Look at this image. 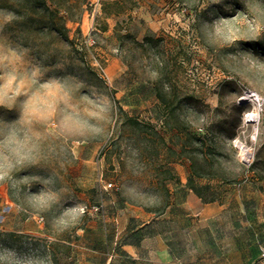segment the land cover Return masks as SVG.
Returning a JSON list of instances; mask_svg holds the SVG:
<instances>
[{"label":"rangeland","instance_id":"374dc122","mask_svg":"<svg viewBox=\"0 0 264 264\" xmlns=\"http://www.w3.org/2000/svg\"><path fill=\"white\" fill-rule=\"evenodd\" d=\"M34 12L0 0V264H89L97 215L164 207L182 158L214 175L219 224L258 210L261 240L264 0H88L60 13L69 40Z\"/></svg>","mask_w":264,"mask_h":264},{"label":"crops","instance_id":"0c3cea01","mask_svg":"<svg viewBox=\"0 0 264 264\" xmlns=\"http://www.w3.org/2000/svg\"><path fill=\"white\" fill-rule=\"evenodd\" d=\"M190 165L182 158L168 167L178 177L164 181V207L124 203L97 215L107 232L89 264H264L258 210H232L231 224H219L225 206L202 201L188 186Z\"/></svg>","mask_w":264,"mask_h":264},{"label":"trees","instance_id":"16d2710c","mask_svg":"<svg viewBox=\"0 0 264 264\" xmlns=\"http://www.w3.org/2000/svg\"><path fill=\"white\" fill-rule=\"evenodd\" d=\"M52 4L53 7L51 5H49L48 0H33L34 3V13H41L43 15L42 18L38 25L43 29V30H47L49 32H54L58 35H60L62 38L69 40V36H68V29L66 27V20L68 17H72L71 16V10L78 7H81V4L84 2H87L88 0H49ZM112 4H110V2H105L102 5V11L106 14V15H112V14H116L114 12H112L110 10V6ZM41 11V12H39ZM61 11H65L67 13V18L63 15H61ZM124 36H129V34H120V37H124ZM145 41L149 42V41H153V38L151 37H146ZM136 42L138 44H142L141 42L137 41ZM158 98L162 99L163 101H165V103L167 102L160 91H158L157 93ZM191 160V159H190ZM192 162V173L189 176L188 179V186L194 191V193L200 198L202 199V201L208 203V202H214L215 200H208L204 198V195L201 191V189L199 188L200 186H198V184L196 183V177H214V175L212 173H208V172H203L201 170H199L196 166V162H197V158H192L191 160Z\"/></svg>","mask_w":264,"mask_h":264},{"label":"built area","instance_id":"2783aa9c","mask_svg":"<svg viewBox=\"0 0 264 264\" xmlns=\"http://www.w3.org/2000/svg\"><path fill=\"white\" fill-rule=\"evenodd\" d=\"M247 97L252 102V104L256 106L257 111L260 112L264 108V98L257 92L250 91L248 92ZM262 258L264 259V250L262 252Z\"/></svg>","mask_w":264,"mask_h":264}]
</instances>
